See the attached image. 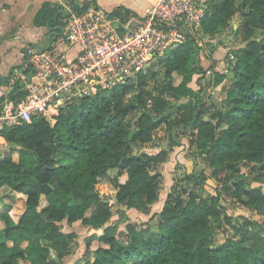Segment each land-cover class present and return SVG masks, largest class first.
Listing matches in <instances>:
<instances>
[{"label":"trees","instance_id":"trees-1","mask_svg":"<svg viewBox=\"0 0 264 264\" xmlns=\"http://www.w3.org/2000/svg\"><path fill=\"white\" fill-rule=\"evenodd\" d=\"M71 1L80 13V3ZM205 6L203 36L216 38L232 27L239 15L241 21L234 32L246 43L234 51V80L226 90L223 107L211 98L207 105L201 90L189 86L195 74L188 72L189 66L202 51L195 38H189L159 56L165 82L155 86V93L148 89L151 81L157 83L155 73L141 70L136 83L131 79L130 83L100 88L95 94L66 103L56 111L55 122L32 118L0 131L7 144L0 155V189L8 186L27 196L25 210L17 221L11 218V205L0 209V264L27 260V252L18 246L24 239L46 242L35 248L36 264L62 262L73 253L77 239L74 230L63 231L62 223L71 229L81 223L108 234L94 238L101 244L95 249L91 248L93 239L87 243L86 254L91 257L83 264H264V238L256 247L246 243L249 226L256 225L253 222L243 224L240 239L214 245L210 219L229 220L219 195L202 197L192 191L186 192L185 200L171 191L158 214L157 234L151 231L150 223L130 221L126 239L120 240L111 235L116 230L112 226V206L96 187L111 170L121 169L128 179L114 182L117 202L149 212V205L159 199L164 180L158 170L152 169L166 159V153L137 156L131 153L132 147L151 142L154 131L163 125L171 129L183 124L196 131L192 142L201 149L211 176L225 172V191L243 206L264 215V193L249 187L241 173L243 164L264 171V36L254 38L257 31L264 32V0H208ZM61 9L45 3L36 13L34 24L61 34L63 28L57 20L62 16ZM175 75L184 77L179 86L173 85ZM6 80L0 78V83ZM224 80L220 76L216 84ZM20 87L17 83L10 91L13 99L25 97L24 91L18 92ZM167 93L176 100L189 98L187 104L176 106L184 109L180 118L172 117L174 106L163 99ZM194 98L198 100L192 104ZM134 113L138 117L132 123L128 118ZM198 177L201 182L209 179L204 173ZM42 196L47 205L40 209ZM53 254L58 260L51 259Z\"/></svg>","mask_w":264,"mask_h":264},{"label":"rangeland","instance_id":"rangeland-1","mask_svg":"<svg viewBox=\"0 0 264 264\" xmlns=\"http://www.w3.org/2000/svg\"><path fill=\"white\" fill-rule=\"evenodd\" d=\"M198 1L205 9V4L208 0ZM67 6V9H69V2ZM65 19V17L59 19L60 27L66 25ZM23 21H25L27 25L28 20L26 19ZM32 21L33 19L31 18V22ZM238 21H241V16L236 15L233 20V26L221 31L216 38L203 36L202 30L199 36L196 37L199 39L197 43L199 44L200 42L199 45L202 46V51L199 57L189 66L188 72H195L189 86L201 90V94L205 98L207 105L210 104V98L212 100L214 98L216 101L214 103L217 105L220 104L219 106L221 107H223L226 102V90L234 80V51L246 45V43L242 42L241 36L234 32L239 25ZM45 29L46 28L34 26L32 30L26 27L25 32L31 31L33 35L31 33L29 36L24 35L23 40L27 41V45H29L28 42H31V48L40 50L46 49L49 45V40L47 31H44ZM263 33L260 34L258 38H261V36L263 37ZM262 40H264V37ZM2 64H4V61H2ZM150 70L155 73L157 83L151 81L148 85V89L155 93V86L165 82L162 69L158 64V58H155L145 67V70L143 69L146 73ZM220 76H224L225 80L220 85H217L216 81ZM135 77L132 80L134 83H136ZM183 79V75H175L173 85L179 86ZM163 99L174 106L171 111L172 117L178 118L181 117L184 109H179L176 106H182L189 102V98L176 100L169 93L164 94ZM197 100V98H194L190 102L194 104ZM150 104H153L152 101H150ZM137 117L138 113H134L130 115L128 119L134 123ZM205 120H209V117L206 115ZM195 133V130L191 127H185L183 124L175 125L171 129L163 125L154 131V135L152 136L153 140L151 142L146 144L136 143L133 145L131 153L137 156H157L163 151L166 153V159L152 169L158 170V172L163 175L164 180L158 196L159 199L149 205V212L144 213L141 210L128 208L126 205H121L117 202L116 196L118 190L114 182L118 180L120 183H125L128 179L126 172L117 168L111 170L107 177L99 181L96 186L97 190L104 199L109 201L114 213L112 226H115L116 230L111 235H115L120 240L126 239L127 225L130 221L145 225L150 223L152 225L151 227H153L151 231L157 234L155 225L157 223L158 214L163 210L164 203L169 193L171 191H176L187 200L188 193L194 191L202 197L219 195L223 206V212L229 217V220L210 219V234L213 237L215 246L224 244L228 239H240L242 237L243 224L248 222H253L256 225L249 226L248 232L250 233L246 243L252 247H256L260 244L264 238V215L260 214L257 210L243 206L236 198L225 191V172H221L218 177L211 176V170L205 166L203 158L200 155L201 149L192 142V139L194 140L195 138ZM6 150V143H1L0 155L5 153ZM15 159H17V155H15ZM199 173H204L209 179L201 182L198 177ZM241 173L244 174L245 182L249 187L260 188L264 193V171L261 168L243 164L241 166ZM122 179L123 182H121ZM26 198V195L13 191L10 187L5 186L0 189V209H3L7 205H11V218L17 221L25 210ZM46 205L47 201L45 200V196H42L40 209L44 208ZM61 225L65 232L74 230L77 234V239L73 246V253L65 257L62 262H57L58 264H83L84 259L91 257L86 254L87 243L93 239L94 241L91 243V248L95 249L101 244L94 238L108 235L103 230L91 229L89 228L90 226H84L81 223L74 225V229H71L66 223H62ZM149 236L148 234V237ZM38 244L45 245L46 242L41 239H24L18 241V246L25 250L28 255L27 260H22L20 264H36L35 248ZM55 257L56 255L53 254L51 259L55 260Z\"/></svg>","mask_w":264,"mask_h":264},{"label":"built area","instance_id":"built-area-1","mask_svg":"<svg viewBox=\"0 0 264 264\" xmlns=\"http://www.w3.org/2000/svg\"><path fill=\"white\" fill-rule=\"evenodd\" d=\"M71 11L67 24L46 49H29V74H22L25 97L0 95V131L32 118L55 122L56 111L83 96L126 84L155 58L177 48L189 38L198 42L205 9L198 0H161L142 17L112 31L113 15L81 21L87 9ZM139 15L138 13H136ZM115 15V14H114ZM120 19V24L126 23ZM107 29V30H106ZM200 44V42H199ZM64 46V47H63ZM30 86V87H29ZM5 96L9 103H5ZM55 111L49 112V108Z\"/></svg>","mask_w":264,"mask_h":264},{"label":"clouds","instance_id":"clouds-1","mask_svg":"<svg viewBox=\"0 0 264 264\" xmlns=\"http://www.w3.org/2000/svg\"><path fill=\"white\" fill-rule=\"evenodd\" d=\"M9 3H11V0H8ZM40 2H44V0H40ZM78 3L84 4L87 3L89 5L87 9L86 16L81 17V21H85L88 17H92L95 11V8L99 6L100 11L95 12V19L93 20V23L96 22V20H104L109 14H112L115 12V15H112L110 23L112 26V31L114 32L116 27H122L126 29L128 32H131L132 29L128 28L129 24H140L142 17L146 14H148V9L151 7V5L145 6L143 4H137L132 2V0H77ZM161 0H153V3H155L157 6H160ZM4 0H0V9L3 8ZM53 4H62L64 3V0H52ZM120 5H123V7H119ZM64 7L67 9V5H64ZM131 9L132 11L129 12L127 10ZM11 10L5 11L3 20H0V56H3L4 52H7L10 47L13 45H16L17 48L24 47V40L23 37L25 35V28L22 26L23 21H20L19 18L10 20L9 13ZM136 13H139L137 15ZM120 19H126V23L120 24ZM15 29V31H13ZM107 30V29H106ZM46 31V29L44 30ZM15 56V59L10 58V56L4 57V65H5V71L3 75H7V67H9L13 63L19 62V54L14 50V52L11 54ZM15 77L20 79L21 83L24 82V77H21L20 72L17 71L14 73ZM30 87V86H29ZM3 95V94H0ZM5 103H9L7 100V97L5 96ZM55 111V108H49V112ZM123 182V179L121 180Z\"/></svg>","mask_w":264,"mask_h":264},{"label":"crops","instance_id":"crops-1","mask_svg":"<svg viewBox=\"0 0 264 264\" xmlns=\"http://www.w3.org/2000/svg\"><path fill=\"white\" fill-rule=\"evenodd\" d=\"M68 2H69V6H70V8H69L70 11L69 10L66 11V9L64 7V5H67ZM132 2L137 3V4H143L145 6L151 5V7L148 9V11L155 5V3H153V0H132ZM45 3H52V0H44V2H42V3L40 2V0H11V3H9L8 0H4L3 8L0 9V20H3V16H4L5 11L11 10L9 13L10 20H14V19L19 18L20 21H23V20L27 19L28 20L27 25L25 24V21H23L22 26L24 28L28 27V28L33 30L34 26H36L34 24L35 15L42 8V6ZM52 5L62 7V9L60 11L62 13V16H59V19H61L62 17H65L66 18L65 19L66 24H67V21H68L67 19L69 18L71 11L74 8L72 1L71 0H64L63 5L59 4V3H57V4L52 3ZM119 7H123V5H120ZM129 10L132 11L131 9H129ZM114 14H115V12L113 13V15ZM31 18L33 19L32 22H31ZM59 19H57L58 24L60 21ZM36 27L46 28L49 44L51 41H55V38L57 37L56 36L57 31L50 30V28H48L47 26H36ZM61 27L64 29L63 26H61ZM47 29L49 30V33H48ZM13 31H15V29H13ZM30 33H31V31L25 32V36H29ZM26 42L27 41H24V44H25L24 47H20V48H17L16 45H13L12 47H10L8 49L7 52L3 53V56H0V73H3L5 71V65L2 64V61H4V57L10 56V58L15 59V56L11 55L14 52V50L16 52H18V54H19V62L13 63L9 67H7V69H6L7 75L5 76L3 74H0V78H8V80L4 81V83H0V94L3 93L5 95H7L8 97H12V95L10 94V91L15 87V85L17 83L21 84V87L19 88L18 92L20 90H22V88L24 87V82L21 83L20 79L16 78L14 73L19 71L21 77H22V74H27V75L29 74V68H28V64H27V53H28L29 49H34V48H31V46H32L31 42H28L29 45H27ZM3 142L6 143L5 139L2 136H0V144ZM45 200H46V198H45Z\"/></svg>","mask_w":264,"mask_h":264},{"label":"water","instance_id":"water-1","mask_svg":"<svg viewBox=\"0 0 264 264\" xmlns=\"http://www.w3.org/2000/svg\"><path fill=\"white\" fill-rule=\"evenodd\" d=\"M262 33H263V31H257V32L254 34V38L257 39L258 36H259L260 34H262ZM213 102H216L214 98H213ZM54 259H55V260H58V257L56 256Z\"/></svg>","mask_w":264,"mask_h":264}]
</instances>
